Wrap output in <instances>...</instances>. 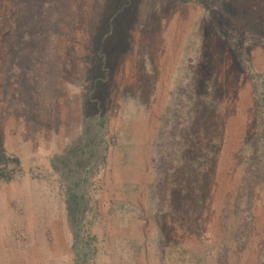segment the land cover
I'll return each mask as SVG.
<instances>
[{
	"label": "rangeland",
	"instance_id": "374dc122",
	"mask_svg": "<svg viewBox=\"0 0 264 264\" xmlns=\"http://www.w3.org/2000/svg\"><path fill=\"white\" fill-rule=\"evenodd\" d=\"M0 264H264V0H0Z\"/></svg>",
	"mask_w": 264,
	"mask_h": 264
},
{
	"label": "trees",
	"instance_id": "16d2710c",
	"mask_svg": "<svg viewBox=\"0 0 264 264\" xmlns=\"http://www.w3.org/2000/svg\"><path fill=\"white\" fill-rule=\"evenodd\" d=\"M116 12L119 13L118 10ZM76 20L75 22H77ZM106 24H108V22H106ZM106 31H108V29ZM99 46H101V43ZM103 71H104L103 65H99L94 69L95 73H94V81H93L92 94H91V100L94 102V105L97 104L98 102L97 91L101 90L102 85L105 82ZM104 116H105L104 114L101 115L100 118L96 121V123H94V120L97 116L96 114L91 115L89 119L92 125L88 124V126L85 127L87 133L83 136V138H81L75 150L71 152L69 156L66 158L57 157L59 161V165L60 166L62 165V167L66 170L67 178H72L69 180V183L66 184V190H67L66 194H67V198H69L67 204L68 206L71 207L72 211H75L77 215V220H75V222L77 223L78 220H80L81 222V220L83 219V213L87 211L86 206L88 204V198L86 197L85 192L88 186L89 175L84 174V171L86 170L89 163L91 164L94 161L96 163L92 165L91 169L95 168V165L97 164V162H99V157L102 153L101 150L104 144V138L101 137L98 133L91 134L90 136L88 135L90 133L91 127L95 128L96 126H98V131H100V128L104 125V121L107 122ZM96 170H97V166H96ZM86 172L89 173V171L87 170ZM90 172H93V170H91ZM159 178H161L160 183H162V179L164 178L162 177V174L159 175ZM164 179L167 178L165 177ZM78 231L80 234V227ZM81 238L84 239L83 237Z\"/></svg>",
	"mask_w": 264,
	"mask_h": 264
}]
</instances>
